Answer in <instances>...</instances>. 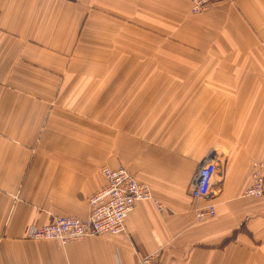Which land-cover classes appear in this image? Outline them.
<instances>
[{
	"label": "crops",
	"instance_id": "1",
	"mask_svg": "<svg viewBox=\"0 0 264 264\" xmlns=\"http://www.w3.org/2000/svg\"><path fill=\"white\" fill-rule=\"evenodd\" d=\"M214 153L199 205L216 215L198 221L189 184ZM255 161L264 0L198 15L188 0H0V264H141L154 251L160 264H264V199L245 194ZM105 166L159 204L138 201L119 234L27 237L88 217Z\"/></svg>",
	"mask_w": 264,
	"mask_h": 264
},
{
	"label": "built area",
	"instance_id": "2",
	"mask_svg": "<svg viewBox=\"0 0 264 264\" xmlns=\"http://www.w3.org/2000/svg\"><path fill=\"white\" fill-rule=\"evenodd\" d=\"M191 11L195 14L208 10L224 0H189ZM253 183L245 191L249 196L264 199V163L254 162ZM218 171L216 154L203 159L197 167L189 184V193L195 202V214L198 221L216 215L213 203L200 206L202 200H208ZM107 183L92 194L89 199L90 213L86 218L75 215H61L49 224L32 225L27 237L32 240H58L66 244L72 240H81L92 235L119 234L125 230L126 218L141 200L151 199L158 203L150 186L140 181L127 167H103ZM159 204V203H158ZM199 205V206H198ZM141 264H160V251H154L141 258Z\"/></svg>",
	"mask_w": 264,
	"mask_h": 264
},
{
	"label": "rangeland",
	"instance_id": "3",
	"mask_svg": "<svg viewBox=\"0 0 264 264\" xmlns=\"http://www.w3.org/2000/svg\"><path fill=\"white\" fill-rule=\"evenodd\" d=\"M188 2L190 3V1L188 0ZM190 12L192 13V14H194V15H198V14H195V13H193L192 11H191V3H190ZM200 14V13H199ZM88 17H90L89 15H88ZM179 50H180V48H178ZM185 50V49H184ZM164 53H166V52H164ZM165 65H169V64H165ZM264 163V162H263ZM246 194V193H245ZM247 195V194H246Z\"/></svg>",
	"mask_w": 264,
	"mask_h": 264
}]
</instances>
